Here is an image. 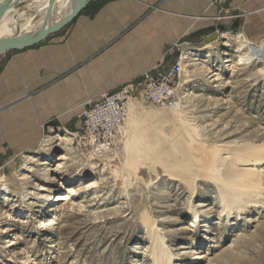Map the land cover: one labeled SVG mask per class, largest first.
Segmentation results:
<instances>
[{
    "label": "rangeland",
    "instance_id": "374dc122",
    "mask_svg": "<svg viewBox=\"0 0 264 264\" xmlns=\"http://www.w3.org/2000/svg\"><path fill=\"white\" fill-rule=\"evenodd\" d=\"M240 35L217 30L180 50L187 59L179 99L165 105L134 101L140 112L155 116L168 137L176 118L170 108L179 103L177 111L210 147L224 149L237 140L264 144V65L256 57L254 65H238ZM210 71L219 76L211 78ZM79 135L75 116L53 117L33 145L20 143L18 151L0 145V264H160L152 228L168 249L161 264H264V204L229 214L210 183L197 182L192 196L166 176L152 177L150 185L127 179L122 133L100 156L90 155ZM259 171L264 182V164ZM63 194L71 199L53 201Z\"/></svg>",
    "mask_w": 264,
    "mask_h": 264
},
{
    "label": "crops",
    "instance_id": "0c3cea01",
    "mask_svg": "<svg viewBox=\"0 0 264 264\" xmlns=\"http://www.w3.org/2000/svg\"><path fill=\"white\" fill-rule=\"evenodd\" d=\"M213 2L90 0L58 33L1 54L0 145L13 151L20 150V143L33 145L48 119L77 118L87 103L157 67L174 66L183 56L178 48L182 39L211 26L231 25L232 15H238L247 39H264V0ZM24 4L22 21L36 14Z\"/></svg>",
    "mask_w": 264,
    "mask_h": 264
},
{
    "label": "bare ground",
    "instance_id": "6f19581e",
    "mask_svg": "<svg viewBox=\"0 0 264 264\" xmlns=\"http://www.w3.org/2000/svg\"><path fill=\"white\" fill-rule=\"evenodd\" d=\"M24 3L36 11V14L20 23L25 16L20 11L21 8L16 6L8 10L0 21V39L37 30L46 23L59 21L72 10L75 0H21V5ZM240 38H243L241 41L243 45L235 50L236 57L239 58L238 65H254L257 61L254 60L255 57L258 58V63L264 65V43L256 45L242 35L238 37L239 40ZM211 48V45L206 47ZM249 48L251 52L246 53L245 50ZM185 59L187 57H183V60ZM201 65L199 62L193 66ZM209 73L211 78L219 76L218 72ZM189 74L190 71L185 69V75ZM138 107L136 102L130 103L129 118L120 131L124 136L128 155L127 175L125 174L127 179L133 177L134 180L140 179L149 184L152 177L158 179L166 176L187 187L192 196L198 189L197 182L210 183L217 188L225 211L229 214L244 207H261L264 204L263 172L259 171V166L264 164V144L237 140L232 146L224 149L220 145L210 147L206 139L198 133L196 126L177 111L180 109L179 103L173 104L170 108V112L175 113L176 118L171 126L173 132L167 137L165 133L163 134L159 122L154 119L155 116L145 117V113L140 112L141 109ZM149 119H154L158 124L154 120L150 122ZM38 165L43 166L45 162H39ZM57 167L61 166L58 164ZM97 167L93 166L94 169ZM112 172L118 173L117 170ZM127 179L123 175L120 181L126 182ZM2 185L7 190V185L5 183ZM70 199L63 194L55 195L53 201L63 202ZM199 221L200 216L195 213L193 223ZM146 222L148 225L151 224L150 220ZM155 231L151 229L155 243L153 256L161 264L165 263L164 258L168 249L164 244L165 239Z\"/></svg>",
    "mask_w": 264,
    "mask_h": 264
},
{
    "label": "built area",
    "instance_id": "2783aa9c",
    "mask_svg": "<svg viewBox=\"0 0 264 264\" xmlns=\"http://www.w3.org/2000/svg\"><path fill=\"white\" fill-rule=\"evenodd\" d=\"M225 1L214 0L213 4L221 5ZM182 60L180 57L174 66L167 69L157 67L117 91L103 95L99 101L85 105L77 116L81 123L79 140L90 155L100 156L112 150L129 118L131 102L142 100L165 105L179 99Z\"/></svg>",
    "mask_w": 264,
    "mask_h": 264
},
{
    "label": "water",
    "instance_id": "95a60500",
    "mask_svg": "<svg viewBox=\"0 0 264 264\" xmlns=\"http://www.w3.org/2000/svg\"><path fill=\"white\" fill-rule=\"evenodd\" d=\"M89 2L90 0H75V4L72 10L59 21L51 24L46 23L44 27L37 30L25 32L23 34L18 33L13 37L0 39V55L9 51H22L28 47L39 44L42 41L46 40L49 36L58 33L68 24H70L75 18H77L79 14L86 8ZM16 6H19L21 8V0H3L0 4V21L8 10ZM232 17L234 18V22L230 25V27H227L224 24L215 25L205 29H201L185 37L178 44L179 50L187 51L188 49L194 48L191 45L192 42L198 40L204 35L215 33L217 30H220L222 32L230 30L234 34H239L240 22L238 15L235 14L232 15ZM54 124H57V122H55Z\"/></svg>",
    "mask_w": 264,
    "mask_h": 264
}]
</instances>
